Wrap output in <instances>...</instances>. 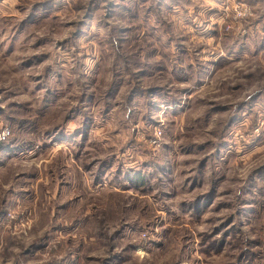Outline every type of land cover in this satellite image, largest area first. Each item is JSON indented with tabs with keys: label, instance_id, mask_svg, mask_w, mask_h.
I'll return each instance as SVG.
<instances>
[{
	"label": "rangeland",
	"instance_id": "374dc122",
	"mask_svg": "<svg viewBox=\"0 0 264 264\" xmlns=\"http://www.w3.org/2000/svg\"><path fill=\"white\" fill-rule=\"evenodd\" d=\"M0 128V264H264V0H0Z\"/></svg>",
	"mask_w": 264,
	"mask_h": 264
},
{
	"label": "trees",
	"instance_id": "16d2710c",
	"mask_svg": "<svg viewBox=\"0 0 264 264\" xmlns=\"http://www.w3.org/2000/svg\"><path fill=\"white\" fill-rule=\"evenodd\" d=\"M11 135L8 137V139L2 143H0V152L7 154L9 151L12 150V145H9L10 143Z\"/></svg>",
	"mask_w": 264,
	"mask_h": 264
},
{
	"label": "built area",
	"instance_id": "2783aa9c",
	"mask_svg": "<svg viewBox=\"0 0 264 264\" xmlns=\"http://www.w3.org/2000/svg\"><path fill=\"white\" fill-rule=\"evenodd\" d=\"M9 136H10V131L7 128H0V143L6 141Z\"/></svg>",
	"mask_w": 264,
	"mask_h": 264
}]
</instances>
